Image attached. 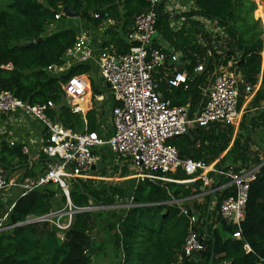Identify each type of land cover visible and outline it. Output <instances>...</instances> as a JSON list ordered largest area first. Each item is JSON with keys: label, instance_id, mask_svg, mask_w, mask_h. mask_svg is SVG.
I'll list each match as a JSON object with an SVG mask.
<instances>
[{"label": "trees", "instance_id": "trees-1", "mask_svg": "<svg viewBox=\"0 0 264 264\" xmlns=\"http://www.w3.org/2000/svg\"><path fill=\"white\" fill-rule=\"evenodd\" d=\"M260 2L264 3V0ZM65 5L72 7L82 19L92 20L95 24L110 15L116 22H121L122 33L126 34L133 26L135 17L148 10L149 3L147 0H0V90H10L21 100L33 105L52 101L55 106L48 112L51 118L59 117L64 126L82 130V117L67 110L61 82L75 75L88 74L96 67L91 63H78L63 74L47 70L51 65L63 64L66 50L75 44L78 37L73 29L56 25L67 18L55 19V15ZM196 7V10L184 14L189 26L177 31L170 26V16L164 11V3L157 9L158 32L176 51L182 52L183 60L188 62L185 69L193 77L189 88L177 89L182 101H173L172 104L190 103L191 112L197 99L204 98L202 93L207 76L215 68L227 66L229 61H233L230 68L241 74L244 85L253 86L261 72L263 49V30L260 22L254 18V0H196ZM261 8L264 11V6ZM256 14L259 16L258 12ZM193 16L216 22L225 30L227 37L220 41L219 36H213L203 29L199 21L192 20ZM26 42L32 43L23 46ZM116 42L120 50L129 48L122 36ZM210 50L212 55H208ZM8 65L11 67H6ZM199 65L206 67V70L195 76L194 68ZM91 87L96 95L102 92L98 86L91 84ZM254 101H264V70L262 90ZM86 116L88 130L95 131L96 110H90ZM258 119L259 122L251 121L252 126L259 124L264 127V110ZM232 138L233 126L214 124L209 130L196 126L169 143L179 150L182 158L211 163L227 149ZM17 149L23 155L21 148ZM248 149V139L242 125L233 145L220 158V165L246 164ZM0 164L6 172L7 163L0 159ZM104 172L102 176H106ZM167 175L174 180L193 177L182 170ZM113 184L117 183L79 179L71 192V198L78 206L88 205L90 201L112 205L133 193L137 205L115 213L107 224V234L112 237V250L118 258L117 264L175 263L188 234L190 220L177 205L169 204L173 199L180 200L184 207H188L189 201H194L191 213L198 214V227L195 230L200 233L204 246L197 256L186 259L184 264H194L198 256L205 258V264H210L212 253L215 254L214 264L219 263L221 255L231 264L264 262V165L250 187L241 238L232 236L225 239L220 235L221 231L233 235L237 230L233 224L224 223L217 213L223 199L234 193L231 188L216 192L206 236L205 216L211 194L204 195V203L197 202L195 195L205 190L201 179L188 184L145 180L138 182L135 188L132 185L130 190ZM46 192L32 190L23 193L13 204L7 223L15 226L0 232V264H92V255L100 252L101 245H97L89 234L91 214L88 212L76 216L64 241L47 223L16 226L26 221L29 215H42L49 211L55 193ZM62 204H65L64 197ZM89 238L94 241L92 246L97 248L93 254L85 248ZM246 244L251 247V252L246 251Z\"/></svg>", "mask_w": 264, "mask_h": 264}, {"label": "built area", "instance_id": "built-area-1", "mask_svg": "<svg viewBox=\"0 0 264 264\" xmlns=\"http://www.w3.org/2000/svg\"><path fill=\"white\" fill-rule=\"evenodd\" d=\"M147 1L148 10L135 17L133 27L126 34L129 46L127 50H120L117 45L96 49L88 35L80 34L75 44L66 50L63 64L47 68L51 73L63 74L78 63H91L96 67L103 82L110 84L111 94L116 101L113 108V133L110 136L89 131L87 126L84 130L64 126L48 113L55 106L52 101L33 105L21 100L10 90H0V117L20 112L27 118L40 122L44 129L46 140L42 152L48 162L42 175L24 185L27 192L55 184L65 197L63 207L42 215L28 216L26 221L49 224L57 231L58 238L64 241L78 214L104 209L105 206L92 201L88 205L74 204L71 192L79 179L109 180L91 172L92 166L102 162L100 149L108 146L115 160H124L136 170L133 175L137 180L134 188L138 182L145 180L187 184L201 179L206 190L200 194L203 196L216 194L227 188L233 189L234 193L223 199L217 213L223 221L236 226L237 230L233 235L241 238L250 187L257 179L264 159L233 166L220 165V159L206 163L203 160L182 158L179 150L169 141L189 133L196 126L205 130L214 124L236 126L241 120L239 98L244 79L241 74L213 71L206 78L210 88L196 112H191L190 106L173 105L171 100L162 97L155 73L166 65L169 58L176 60L177 56L158 47L153 36L158 32V7L161 3L171 5V0ZM65 16L67 15L63 10L55 15V19ZM208 55H212L211 50ZM205 70L203 65L196 67L198 72L204 73ZM192 79L191 75L176 72L168 79V83L174 88L183 86L187 89ZM61 86L72 113L84 116L90 91L85 76H72L61 82ZM245 89L247 93L252 92L249 84H245ZM24 152H27L26 147ZM177 170L193 176L192 179L174 180L167 175ZM12 185L13 182L7 179L0 164V196ZM127 197L126 202L120 204L126 210L137 205L133 193ZM169 204L177 205L190 220L183 248L174 263L184 264L186 259L194 258L204 249L200 233L195 230L198 218L180 200L173 199ZM10 211L11 209L0 215V232L8 228ZM245 248L247 252L252 251L248 244Z\"/></svg>", "mask_w": 264, "mask_h": 264}, {"label": "crops", "instance_id": "crops-1", "mask_svg": "<svg viewBox=\"0 0 264 264\" xmlns=\"http://www.w3.org/2000/svg\"><path fill=\"white\" fill-rule=\"evenodd\" d=\"M254 2L256 3L255 12H258L259 14V16L254 18H256V20L260 22V26L263 30V34L261 36L263 40V49L261 52V56H262L261 72L257 77V82L253 86L249 84L252 87V92L247 93L245 89V85L244 84L241 85L240 87L241 96L239 98L240 99L239 109L241 112V120L237 123L236 126H233L234 136L230 144L228 145L227 149L224 151L225 153L223 155H220V157L217 158L216 160L222 158L226 154V152L231 148V146L233 145V141L237 137L238 132L240 131L242 125H244L245 137L248 139L249 153L247 155L248 157L247 163L264 159V127L259 124L253 127L251 123L252 120L259 122L258 118L261 112L264 110V101H260V102L254 101L258 92L262 90V76L264 70V53H263L264 11L262 10L261 6H264V3H261L260 0H254ZM120 4H122L121 1ZM196 8H197L196 0H171V5L164 4V11L168 13L170 16V26L172 30L177 31L184 26H189L187 18L184 16V14L192 10H196ZM192 20L199 21L203 25L204 30H209L210 29L209 26L214 25L216 31L219 30L221 34L217 32L219 35L217 33H214L213 36H219L220 41L221 38L225 39L227 37V33L225 32V30H223L222 27H220L216 22L211 21L208 18L202 16H193ZM56 25H60L63 28L73 29L78 34V36L80 34L88 35L89 38L91 39L92 45L96 49L104 48L105 46L116 45L117 43L116 39L120 36H122L123 40L127 43V37H126L127 33L126 34L122 33L121 22L119 21L116 22L110 15H107L105 19H102L100 22L96 24L92 20L88 21L86 19H82L79 15L75 17L67 16V18L61 20L59 23L57 22ZM132 27H130L129 30H131ZM153 40L158 45V47H160L163 51L167 52L170 55L175 54L177 56L176 60H172L171 58H169L166 65L160 68L159 70H157L155 73V77L159 82V93L165 99L171 100V102L182 101V98L178 97L179 94L177 93V89H180L183 86L176 88L171 87L168 83V79L171 78L176 72H183L190 76L191 74L189 73V71L185 69V65L188 64V62L183 60L182 52L176 51L174 47L169 42H167L159 32H157L153 36ZM232 64L233 61H229L227 66H219L215 68L214 71L220 72L223 70L224 72H233L230 71L231 69L230 67L232 66ZM200 74H202V72L196 71V67H195L194 75L197 76ZM82 75L85 76V79L89 82V86H90L89 99L87 102V109L85 115L83 116L82 114H79L82 117L83 125H84V128L82 130H84L86 126L88 128V121L86 116L87 112H89L92 109L93 110L95 109L97 112V127L95 131L105 137H108L113 133V108L116 106V101L114 100L111 94L110 88H107L104 82L103 84L107 89L106 92L102 91L100 94L96 95L93 93L91 82L88 79L87 74H82ZM237 75L240 74L238 73ZM209 88H210L209 82L207 83L206 80V87L203 89V93H202L203 96L207 94ZM105 95L107 96L105 97ZM170 95H173V97ZM202 102H203V98L197 99L196 104L193 106V112H196L200 109ZM103 103L106 104L105 111L102 110L101 105ZM183 105L190 106L191 104L186 103ZM68 111L72 113L70 108ZM57 119H59L60 122L62 123L59 117H57L55 120L57 121ZM109 121H110V126H108ZM45 140L46 137H45L44 129L40 122L33 121L27 118L26 116H24L20 112H16L0 117V159H2V161H5L7 163L8 168L5 173L6 176L9 175L7 176V178L10 181H12L14 184L11 187H9L8 190L3 195L0 196V215L9 211V209L13 207V204L15 203L17 198L21 196L23 193L27 192V189L24 187V185L35 181L40 175H42L45 172V168L48 162L47 157L42 152V147L45 144ZM25 147L27 148V152H24ZM17 148H21V152L23 155L19 154ZM99 154L101 157V161L104 163L105 167L100 172L99 171L94 172V175L97 174V176H102L101 173L105 170L104 172L106 175L104 176L105 179H111L110 176H114V174L115 176L118 175V177L120 176V178H124V180H127L125 179L126 177L130 179H134L133 175H135V173L129 174L126 172L125 166L128 162L124 160L123 161L115 160L114 155L108 146L102 147L99 151ZM110 170H111V174H108ZM102 180H104V178H102ZM125 185L131 186V184H123V186ZM120 186L122 187L121 184ZM14 188L18 189V190L16 189L18 193L15 192L14 195L16 197L13 199L10 193L13 192ZM33 190L39 191L40 193H45L47 191L46 194L50 192L55 193L49 204L50 205L49 211L58 209L59 207L57 206V204L60 201L62 202L64 197L60 188L55 184L45 185L39 188L37 187ZM205 191L206 190H204L203 192ZM125 199L123 200V203L126 202ZM195 199L197 200L198 203H200L205 201V196L198 194L195 195ZM220 231L221 230L219 229L218 232L220 233ZM221 234L225 239H228L229 237L232 236L234 237V235L226 231H221L220 235ZM103 237L105 238V242L104 240H102ZM111 240L112 237L109 234L104 233L102 234V236L96 239V244L99 246L101 245L103 247L105 246L104 243L108 241L106 245H110V244L112 245ZM95 252L96 251H94V253ZM194 264H205V258L201 256L196 257L194 260ZM218 264H231V263L225 261L224 257L221 255Z\"/></svg>", "mask_w": 264, "mask_h": 264}, {"label": "rangeland", "instance_id": "rangeland-1", "mask_svg": "<svg viewBox=\"0 0 264 264\" xmlns=\"http://www.w3.org/2000/svg\"><path fill=\"white\" fill-rule=\"evenodd\" d=\"M256 11V10H255ZM254 11V17H257V14L256 12ZM256 19V18H255ZM211 25V23H210ZM261 27V26H260ZM209 31L211 34H214V33H217L219 32V30L216 31V28L215 26H209ZM221 34V32H219ZM218 34V33H217ZM219 35V34H218ZM230 71H232V69H230ZM233 72L235 74H238V72H236L234 69H233ZM88 79L90 80L91 84H93L94 86H98L99 89H101L103 92H106V87L104 86L103 84V81L101 79V77L99 76L98 74V71L97 69H92L88 74ZM107 95H105L106 97ZM106 100V99H105ZM104 105V106H103ZM106 104H102V110L105 111V106ZM108 115V114H106ZM108 126H110V121L108 122ZM234 133V131H233ZM234 136V135H233ZM225 152H223L221 155H223ZM126 172L129 173V174H134L136 173V170L134 169L133 166H131V164L127 163L126 166ZM108 173V172H107ZM108 174H111V170L109 171ZM9 176V175H7ZM127 180H124V178H120V176L118 177V175L115 176H112L111 179V182L113 183H117V184H113V186H120V184L122 185V188H125V189H132V185L134 187L135 183L137 182L136 179H130V178H125ZM108 180V181H109ZM196 180L194 181H191L189 183H192V182H195ZM123 184H131V186L129 185H125L123 186ZM17 188H14L13 189V192H11V196L12 198L14 199L16 196L14 195L15 192L18 193V189L16 190ZM74 189V186L72 187V190ZM205 201L201 202V203H204ZM123 201H117L116 203L112 204V205H105V204H100V205H103L105 206L104 209H101V210H96V211H93V212H90L91 214V228H90V231H89V234L96 240L97 238H99L100 236H102V234L104 233H107L108 232V229H107V224H108V221L111 219L112 215H114L115 213L119 214L121 212H124L126 209L125 208H122L120 206V204H122ZM193 203L194 201H189L188 203V207L187 208H190V209H193ZM98 205V204H97ZM119 205V206H118ZM57 206L60 208V207H63L64 204H62V202L60 201ZM196 218H198V214L196 213L195 215ZM201 230H202V227H201ZM104 242H105V238L103 237ZM106 243H108V241H106ZM106 243H104L105 246L101 247L100 246V252L98 253H95L92 255V264H117L118 263V258L116 257L114 251L112 250L113 249V245H106Z\"/></svg>", "mask_w": 264, "mask_h": 264}, {"label": "water", "instance_id": "water-1", "mask_svg": "<svg viewBox=\"0 0 264 264\" xmlns=\"http://www.w3.org/2000/svg\"><path fill=\"white\" fill-rule=\"evenodd\" d=\"M63 10L66 13V15L69 16V17H75V16L79 15L78 12H76L72 7L67 6V5L63 6ZM31 43L32 42H26V43L23 44V46H28ZM106 87L110 88V84H106ZM68 110H69V108H68ZM57 121L60 122L59 119H57ZM104 167L105 166H104L103 162H98L96 165L92 166L91 172L92 173H94L96 171L100 172L102 169H104ZM214 197H215V193H212L210 201H209V204H208V207H207V211H206V216H205V235L206 236H208V228H209L208 224H209V218H210V215H211V210H212V207H213ZM223 222L225 223V221H223ZM29 224H33V223L29 222V221H24L22 223L17 224L16 226H26V225H29ZM14 226L15 225H8V228H11V227H14ZM92 241L93 240L89 238V239L86 240V244H85V248L89 251L90 254H93L94 251H96V247L92 246ZM214 259H215V254L212 253L210 264H214Z\"/></svg>", "mask_w": 264, "mask_h": 264}]
</instances>
